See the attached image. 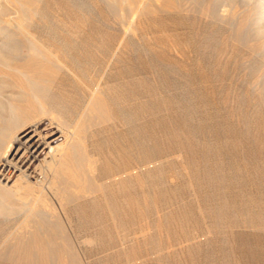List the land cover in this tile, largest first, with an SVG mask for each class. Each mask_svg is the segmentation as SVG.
<instances>
[{
    "label": "rangeland",
    "instance_id": "obj_1",
    "mask_svg": "<svg viewBox=\"0 0 264 264\" xmlns=\"http://www.w3.org/2000/svg\"><path fill=\"white\" fill-rule=\"evenodd\" d=\"M211 3L207 11L195 1L190 12L150 15L154 24L131 30L106 26L100 2L93 10L89 0H0V26L19 41L30 30L42 42H105L64 51L87 82L103 76L108 86L112 118L88 131L98 158L91 178L131 161L133 134L140 168L153 160L136 201L126 184L107 190L111 202L74 203L87 215L72 213L66 233L74 264H264V39L256 45L247 25L218 21ZM117 43L116 62L109 45ZM72 82L79 87V78ZM114 193L119 221L111 216ZM21 219L0 214V264H26L7 252Z\"/></svg>",
    "mask_w": 264,
    "mask_h": 264
},
{
    "label": "bare ground",
    "instance_id": "obj_2",
    "mask_svg": "<svg viewBox=\"0 0 264 264\" xmlns=\"http://www.w3.org/2000/svg\"><path fill=\"white\" fill-rule=\"evenodd\" d=\"M97 1L102 5L103 23L106 26L131 30L146 25L150 15L190 12L194 9L195 1L196 5L206 4L207 11L212 4L211 0H89L91 9L96 7ZM236 4L239 6L232 7L228 0H213L215 17L232 27L236 24L247 25L251 35L247 32L246 38L259 45L264 39V0H242ZM22 23L19 22L18 26ZM150 23L154 24L151 20ZM8 28L0 26V214L6 217L15 213L16 217L19 215L22 219L15 231L8 234L12 244L8 248L6 246L7 252L16 256V261L21 260L20 263L74 264L71 254L74 246L66 233L72 227V213L76 212L79 220L87 216L83 208L78 209V204L74 206V203L79 200L81 203L82 200L86 204L87 200H96L101 204L103 199L111 202L105 195L107 190L120 189L126 184L130 185L128 189L131 190L129 200L136 201L135 189L141 172H150L153 160L140 168L136 155L137 137L133 134L131 161L124 163V166L121 164L118 170L114 169L116 172H110L112 177L105 174L104 179L100 178L105 172L103 169L99 178H91L97 169L98 158L95 160L89 151L88 131L95 123H102L111 117L108 86L103 76L87 82L86 74L83 71V75L78 74L79 70L69 64L70 52L64 51L67 47L82 49L87 46L99 50L106 46L105 42H42L30 30L25 32L29 39L19 41L15 39V32ZM19 30L22 31V27ZM109 46L112 58L119 61L121 43ZM78 78L80 85L75 88L72 81ZM132 82L135 83L134 80ZM116 87L119 90V86ZM136 114L135 111L130 114L135 130ZM112 198L114 201L121 200H115L116 196ZM118 201L111 212L115 221L123 216L118 213L121 208L116 209L122 205Z\"/></svg>",
    "mask_w": 264,
    "mask_h": 264
}]
</instances>
